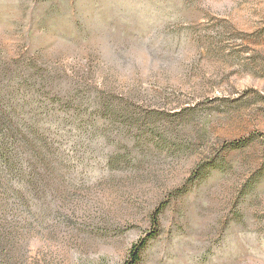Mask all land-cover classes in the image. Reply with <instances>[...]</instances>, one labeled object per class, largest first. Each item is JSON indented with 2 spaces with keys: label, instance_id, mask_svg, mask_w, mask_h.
I'll return each instance as SVG.
<instances>
[{
  "label": "rangeland",
  "instance_id": "rangeland-1",
  "mask_svg": "<svg viewBox=\"0 0 264 264\" xmlns=\"http://www.w3.org/2000/svg\"><path fill=\"white\" fill-rule=\"evenodd\" d=\"M0 138V264H264V0H0Z\"/></svg>",
  "mask_w": 264,
  "mask_h": 264
},
{
  "label": "trees",
  "instance_id": "trees-1",
  "mask_svg": "<svg viewBox=\"0 0 264 264\" xmlns=\"http://www.w3.org/2000/svg\"><path fill=\"white\" fill-rule=\"evenodd\" d=\"M253 137L245 138V139H240L233 141L228 144V146L231 148H241L247 145V143L252 139ZM5 141L3 138H0V195H6L9 193H12L14 189L21 190L25 187H27L24 176H27L28 180H32V167L34 169L35 163H31V166L27 165L26 168L24 169L22 167V159L18 158H12V154L9 153L10 151L5 148L6 144L3 142ZM14 147V146H13ZM16 148V147H15ZM5 171L6 169H10L11 172L13 170L15 174V186L9 185L8 178L3 176V170ZM28 171V172H27ZM35 171V169H34ZM182 191V190H181ZM1 204V203H0ZM2 206V204L0 205ZM164 209V205H161L156 208V210L152 214V224H153V229L155 231L151 232L147 238L139 240V242L133 244L128 252V255L123 262V264H137L140 261V254L142 252V249H144L146 242L154 237L156 235V229L158 225V219L161 214V212ZM5 210L3 212H0V218L5 215Z\"/></svg>",
  "mask_w": 264,
  "mask_h": 264
}]
</instances>
